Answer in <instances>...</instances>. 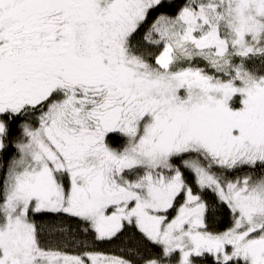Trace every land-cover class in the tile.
I'll list each match as a JSON object with an SVG mask.
<instances>
[{
	"label": "snow or ice",
	"instance_id": "snow-or-ice-1",
	"mask_svg": "<svg viewBox=\"0 0 264 264\" xmlns=\"http://www.w3.org/2000/svg\"><path fill=\"white\" fill-rule=\"evenodd\" d=\"M0 264H264V0H0Z\"/></svg>",
	"mask_w": 264,
	"mask_h": 264
},
{
	"label": "trees",
	"instance_id": "trees-1",
	"mask_svg": "<svg viewBox=\"0 0 264 264\" xmlns=\"http://www.w3.org/2000/svg\"><path fill=\"white\" fill-rule=\"evenodd\" d=\"M227 223V218H224L218 227H226ZM73 227H75L74 224ZM145 243L146 241L135 229H128L119 238H114L112 241L96 242V250L105 254L124 255L128 249H139L144 252Z\"/></svg>",
	"mask_w": 264,
	"mask_h": 264
}]
</instances>
